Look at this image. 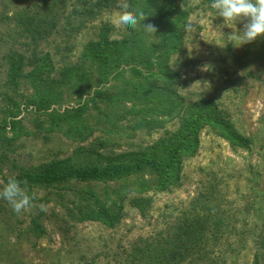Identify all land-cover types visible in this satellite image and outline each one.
Masks as SVG:
<instances>
[{
    "label": "rangeland",
    "instance_id": "rangeland-1",
    "mask_svg": "<svg viewBox=\"0 0 264 264\" xmlns=\"http://www.w3.org/2000/svg\"><path fill=\"white\" fill-rule=\"evenodd\" d=\"M188 3L194 9L185 26L190 21L193 30L182 28V49L169 58L179 76L173 82L162 77L156 81L166 84L170 108L164 105L162 113L143 111L144 115L141 105L134 106L139 99L133 82L147 86L153 76L130 79L127 93H122L127 97L116 100L123 79L115 73L97 86V64L82 63L85 44L98 40L105 26L110 39L130 33L110 22L119 11L117 0L78 32L54 18L57 27L50 29V24L51 33L35 56L31 38L17 33V22L25 12L32 15L42 9L45 0H0V122L10 121L0 131V190L20 168L37 172L53 161L67 168L104 166L122 154L144 150L178 129L201 100L216 105L238 132L252 140L250 148L237 147L218 129L204 125L197 152L183 156L179 179L164 190L157 188L158 174L148 168L115 180L20 185L35 199L20 214L0 199V264H129L136 245L166 237L186 215L197 212L195 205L200 209L212 198L228 216L237 214L225 228L233 245L216 247L212 264H264V244L252 229L254 222L259 226L264 222V36L235 46L228 34L232 28L243 30L246 21L228 22L231 28L202 0ZM47 51L52 65L41 79L22 77L18 87L8 82L9 56L25 54L24 74H30L37 65L32 59ZM84 69L90 71L89 78H83ZM99 88L104 95L96 94ZM143 118L163 127L137 126ZM208 188L216 190L206 196ZM95 199L106 202L108 212L118 216L114 226L98 219H71L70 209L82 214L83 207L98 209ZM255 208L260 209L257 216Z\"/></svg>",
    "mask_w": 264,
    "mask_h": 264
},
{
    "label": "trees",
    "instance_id": "trees-1",
    "mask_svg": "<svg viewBox=\"0 0 264 264\" xmlns=\"http://www.w3.org/2000/svg\"><path fill=\"white\" fill-rule=\"evenodd\" d=\"M114 1L116 0H45L46 4L41 6L42 9L36 10V13L30 15L29 12H25L23 14L24 16L17 22V33L31 38L29 46L35 56L37 50L41 49L39 48L41 41L46 40L51 33L48 30L50 24V29L57 27L54 18L63 19L62 25L64 27L70 25L72 32H78L104 10L109 9ZM188 1L129 0L133 10L148 15L144 23L154 24L158 31L153 40L148 39V34L142 28L130 29V33L123 39H110L108 36L110 28L105 26L100 38L88 41L83 50L84 61L82 63L85 65L87 62L97 64L99 69L100 78L96 80V85L99 86L102 82L109 80L110 75L116 73L123 79L122 86L117 87L115 94L116 100H121L122 96L127 97L122 93L126 92L127 87L131 84L129 83L130 79L153 76V78H148L150 80L147 86L143 84L136 86V83L133 82L134 91L138 93L137 98L139 99L137 101L139 104L134 103L135 108L141 105L142 111H140L144 115L147 113L143 111L158 110V113H162L164 105L170 108V101L169 104L166 102L165 95L167 92L169 93L168 89L166 90V84L159 86L156 81L162 77L165 81L173 82L179 76V72L171 67L169 58L172 53L182 49L184 33L182 28L185 26L192 9H194L189 6ZM183 3L184 8L181 6ZM202 3H206L210 7L211 0H202ZM52 13L54 16L51 17ZM69 47L71 48V46ZM27 59L25 54L9 56L8 82L12 86L18 87L22 77H32L35 81L41 79L42 75L48 72L52 65L51 52L47 51L32 59V61L37 60L36 67L32 73L24 74V68L28 64ZM76 66L79 68V65ZM89 73V70L84 69L83 78H89ZM127 76H130L128 81L124 80ZM96 94L98 96L104 95L103 89L99 88ZM199 103V108H195L191 113L186 114L178 129L171 132L168 137L160 138L154 145L144 150L122 154L121 159L116 162L104 166L79 165L67 168L53 161L37 172L20 168L19 173L10 177L17 179L20 185H49L67 179L79 181L115 180L148 168L158 174L157 188L164 190L172 182L179 179L183 156H193L197 152L199 133L204 125L218 129L222 137L237 147H251V138L238 132L234 124L222 116L216 105L213 107L204 105L206 102L203 100ZM138 121L136 125L141 127H163V123L155 122L152 119L143 118V120ZM11 122L14 124L15 120H11ZM7 123L10 121L0 122V131ZM10 177L6 178L5 181L7 182ZM250 181H252L251 178ZM215 190L216 188L213 190L212 188L206 189V196L212 195ZM213 199H209L208 205L205 204L203 207L200 205V209H197L198 205H195L194 208L197 212H194L193 215H186L178 227L166 237L145 240L141 246L136 245L131 252L132 260L129 264H185L183 262L188 259H190L188 264L195 262L196 264L215 263L214 256H212L215 248L220 247L221 244L233 245L225 237V228L229 227L232 217L237 219V214L228 216L225 210L221 208V204L217 206ZM95 201L99 202L97 204L98 209L89 210L83 207L82 210L85 214L70 209L71 219L77 221L98 219L114 226L119 220L118 216L108 212L106 202L96 199ZM246 209L247 212H250L249 208ZM258 210L260 209L255 208L253 212L255 216H257ZM88 212L91 214L87 215ZM227 217L229 218L226 224ZM263 226L264 222L261 226L258 222H254V227H252L257 232L256 237L262 245L264 244ZM258 228L262 229L258 232ZM237 230L244 231L243 229Z\"/></svg>",
    "mask_w": 264,
    "mask_h": 264
},
{
    "label": "clouds",
    "instance_id": "clouds-1",
    "mask_svg": "<svg viewBox=\"0 0 264 264\" xmlns=\"http://www.w3.org/2000/svg\"><path fill=\"white\" fill-rule=\"evenodd\" d=\"M181 6L184 8V3ZM210 7L216 11L217 17L223 18L225 25L229 27L231 25L228 22L246 21L243 24V30L231 27L233 31L228 34V40L233 45L241 46L264 36V0H211ZM117 8L119 11L110 21L114 28L123 27L131 30L142 28L149 36H156L157 27L152 23H144L148 15L133 10L129 0H117ZM185 30L189 32L193 30L190 21L185 26ZM189 51H191L190 48ZM0 199L8 201L13 211L20 214L31 206L35 194L30 197L21 188L20 182L10 177L0 190ZM41 210L46 211L47 209L42 205Z\"/></svg>",
    "mask_w": 264,
    "mask_h": 264
}]
</instances>
